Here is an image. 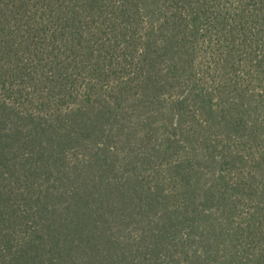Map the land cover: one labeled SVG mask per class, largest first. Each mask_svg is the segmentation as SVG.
Segmentation results:
<instances>
[{
  "label": "trees",
  "instance_id": "16d2710c",
  "mask_svg": "<svg viewBox=\"0 0 264 264\" xmlns=\"http://www.w3.org/2000/svg\"><path fill=\"white\" fill-rule=\"evenodd\" d=\"M0 264H264V0H0Z\"/></svg>",
  "mask_w": 264,
  "mask_h": 264
}]
</instances>
